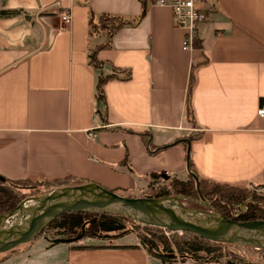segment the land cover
I'll use <instances>...</instances> for the list:
<instances>
[{"label": "crops", "instance_id": "0c3cea01", "mask_svg": "<svg viewBox=\"0 0 264 264\" xmlns=\"http://www.w3.org/2000/svg\"><path fill=\"white\" fill-rule=\"evenodd\" d=\"M155 1L145 0L142 18L98 50L105 63L96 69L90 53L106 35L94 34L90 23L102 14L134 21L139 0H0V11H16L0 16L1 177L70 178L128 193L149 185L154 173L188 180L190 159L198 180L264 185L257 117L264 0H201L208 18L192 50L183 49L185 31L174 25L171 8ZM113 67L129 78L108 80L98 103V76ZM140 134L166 148L149 153ZM84 240L78 244L89 248L67 243L57 264H168L149 255L134 233Z\"/></svg>", "mask_w": 264, "mask_h": 264}, {"label": "trees", "instance_id": "16d2710c", "mask_svg": "<svg viewBox=\"0 0 264 264\" xmlns=\"http://www.w3.org/2000/svg\"><path fill=\"white\" fill-rule=\"evenodd\" d=\"M142 4V12L140 16L134 20L129 21L118 16H111L102 14L99 20L95 23H90L92 32L98 34L104 32L106 35V41L104 44L95 46L90 53V64L100 69L105 62L97 58V52L100 48L106 47L110 44L112 35L124 25H135L138 20L142 18L145 13V0H139ZM16 11H0V16H8L14 14ZM198 45V41H195ZM122 77H120V73ZM129 71L121 70L117 67H113V73L108 75L100 74L98 76L96 91L97 102L104 104V84L111 79L115 78H129ZM188 102V115L191 120V109ZM140 136L144 140V144L149 153L153 154L166 147L154 146L149 137ZM171 145V144H170ZM167 145V146H170ZM189 169V178L186 181L177 179L171 180V182L179 187L176 191L177 195H185L192 198H199V193L196 189V180L193 178V170L190 159L187 160ZM160 177L159 174L154 173L151 178ZM77 181L70 178L56 179L52 181L33 182L30 180H9L0 176V214L14 209L22 201L40 196L32 194L25 198L26 194L20 193L23 188H47V192L63 186L75 185ZM84 183V182H82ZM200 194L204 201L211 203L215 209H217L225 217L238 221L246 222L253 220H264V203L257 201L258 197L254 196L252 192L247 191L245 188L231 186L228 184L208 182L204 180H198ZM210 184V185H209ZM264 187V185H259ZM3 194V195H2ZM44 194V193H43ZM169 192L163 187L157 189L154 193L146 194L144 197L160 198L169 196ZM84 226V237L96 238L102 240L114 239L130 232H133L140 245L146 250V252L158 258L162 263H168L175 261L177 255L182 259H190L198 264H254L264 263V249H257L250 246L236 245L227 242L212 241L199 237L191 232H182L183 238H177L178 232L168 231L164 228L145 225L133 221L132 219L121 214L100 213L94 214L89 212H67L56 219H54L46 228H44L39 235L50 229H57L59 232H66L63 237L55 238H70L76 236ZM141 226L144 229V233L137 232L133 227ZM170 232L172 239H169L164 232ZM38 235V236H39ZM24 244H29L24 243ZM24 244H20L15 248L0 253L4 256L0 257V261L7 259L9 254L18 252L19 247ZM79 249L89 248L86 245H73ZM21 250V249H20ZM257 259H253V257ZM246 258V259H245ZM247 258L249 260L247 261Z\"/></svg>", "mask_w": 264, "mask_h": 264}, {"label": "water", "instance_id": "95a60500", "mask_svg": "<svg viewBox=\"0 0 264 264\" xmlns=\"http://www.w3.org/2000/svg\"><path fill=\"white\" fill-rule=\"evenodd\" d=\"M161 178L168 180L166 173ZM199 200L171 195L160 198L128 197L89 182L56 187L28 198L14 209L0 214V253L34 240L54 219L67 212L121 214L145 225L172 232H191L201 238L264 249V220L238 222L217 211L200 194ZM189 199L208 210L186 207ZM84 237V226L74 237L50 239V244L74 243Z\"/></svg>", "mask_w": 264, "mask_h": 264}, {"label": "rangeland", "instance_id": "374dc122", "mask_svg": "<svg viewBox=\"0 0 264 264\" xmlns=\"http://www.w3.org/2000/svg\"><path fill=\"white\" fill-rule=\"evenodd\" d=\"M172 178L170 177L168 180H164L161 177L155 178L149 185L146 184L143 187L133 191V192H128V193H119L124 196L128 197H144L146 194L154 193L157 191V189L163 187L165 190L169 192V196L171 195H177L176 191L179 189V187H175L177 185L173 184L171 182ZM210 185V184H209ZM243 188V187H241ZM247 191L252 192L255 194L254 196L258 197L257 201H260L261 203H264V187L262 186H252V187H246L245 188ZM47 188H31V189H26L23 188L20 193L26 194L25 198L32 195V194H45L47 193ZM1 195V193H0ZM3 195V194H2ZM183 195V194H181ZM185 196V195H183ZM192 198V197H191ZM196 200H199V198H193ZM182 204L186 207H193V208H198V209H204L208 210V208L197 205L194 201H191L189 199H184L182 200ZM211 204V203H210ZM212 205V204H211ZM213 206V205H212ZM214 207V206H213ZM215 208V207H214ZM217 210V209H216ZM218 211V210H217ZM134 229L137 230L139 233H144V229L141 226H136L133 227ZM133 233V232H130ZM164 234L169 238L172 239V235L170 232H164ZM66 235V232H59L57 229H50L47 231L42 232L39 236H37L34 240L29 242V244H24L23 246L19 247L20 249L18 252H15L13 254H9V257L12 256V258L7 262V263H0V264H57L59 262V259L61 258L60 254V249H63L67 243H60L54 247H52L50 244V239L54 237H63ZM177 238L181 237L183 238L184 235L182 232H178V235H176ZM85 238L88 237H83L82 239L72 243L76 245H80L78 243H81ZM109 240V239H108ZM86 241V240H84ZM85 243V242H84ZM82 245V244H81ZM31 251H33L32 256L30 258H27V254H30ZM6 254V253H4ZM4 254H0V257L4 256ZM246 259V258H245ZM253 259H257V257H253ZM249 258H247V261ZM178 255L175 261L168 262V264L173 263V264H180V262H183ZM224 263V262H223ZM254 264H264V263H254Z\"/></svg>", "mask_w": 264, "mask_h": 264}, {"label": "built area", "instance_id": "2783aa9c", "mask_svg": "<svg viewBox=\"0 0 264 264\" xmlns=\"http://www.w3.org/2000/svg\"><path fill=\"white\" fill-rule=\"evenodd\" d=\"M156 4L168 5L172 10L173 22L177 28H182L185 31L183 41L184 50H192L195 48L197 40L198 27L200 23L208 18V12L200 7L201 0H156ZM60 19L64 23L70 20L68 11L60 13ZM257 117L260 119L262 129H264V100L257 109Z\"/></svg>", "mask_w": 264, "mask_h": 264}]
</instances>
